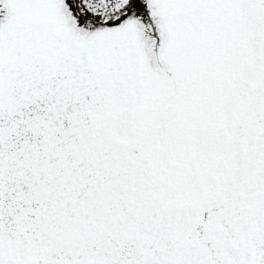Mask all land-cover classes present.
I'll return each instance as SVG.
<instances>
[{"label": "snow or ice", "instance_id": "1", "mask_svg": "<svg viewBox=\"0 0 264 264\" xmlns=\"http://www.w3.org/2000/svg\"><path fill=\"white\" fill-rule=\"evenodd\" d=\"M0 264H264V0H0Z\"/></svg>", "mask_w": 264, "mask_h": 264}]
</instances>
